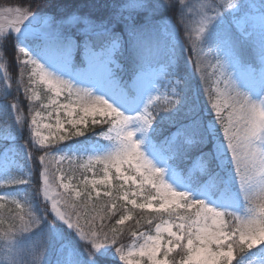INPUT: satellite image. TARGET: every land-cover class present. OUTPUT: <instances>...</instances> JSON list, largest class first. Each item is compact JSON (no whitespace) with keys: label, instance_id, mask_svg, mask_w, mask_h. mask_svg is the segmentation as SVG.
<instances>
[{"label":"snow or ice","instance_id":"1","mask_svg":"<svg viewBox=\"0 0 264 264\" xmlns=\"http://www.w3.org/2000/svg\"><path fill=\"white\" fill-rule=\"evenodd\" d=\"M92 7L104 11L62 12L52 0L0 8V41H14L21 69L7 106L17 115L2 138L11 143L0 149V183L17 189L0 200L18 197L20 212L0 215V264H264V0ZM189 45L201 80H211L205 102L192 87ZM25 125L29 139L17 148ZM27 149L43 152L38 162ZM50 155L103 174L85 175L81 191L74 170L48 166ZM135 210L154 214L150 230H130L134 242L117 246L126 221L140 227Z\"/></svg>","mask_w":264,"mask_h":264},{"label":"trees","instance_id":"2","mask_svg":"<svg viewBox=\"0 0 264 264\" xmlns=\"http://www.w3.org/2000/svg\"><path fill=\"white\" fill-rule=\"evenodd\" d=\"M104 2H105V0H52V4L60 11H62V12L78 11L82 15L88 14V13H92L93 15L102 14V12L104 11L103 9H94L92 7V5L103 4ZM186 2L189 3L191 6H196L200 2V0H186ZM20 3H21V0H0V4L3 6H6V7L16 6ZM25 6H27V4H25ZM11 47H13L12 44H11ZM188 47H189V51H186L184 55H185L186 60L190 59L193 61V63L189 66V71H190L191 76H192V87L194 89L201 90V100H202V102H205L208 100V93H205L202 90L205 88L209 89L211 80H208L206 83L201 80V75L199 72L196 71V68H195V57L190 55V47L191 46L189 45ZM10 49L11 48H9V51H7V53L10 52ZM245 58L248 60H252L254 58L250 49L245 50ZM209 70H210V68L208 69V71ZM11 75L14 76V74H11ZM24 80L26 83L27 82V71L24 72ZM42 94H43V92H42ZM16 98L17 97L14 95H9V97L6 100L11 105L12 103L16 102V100H15ZM19 102L21 105V112L25 116H27L28 115L29 102L21 94H19ZM36 106L38 107V105H36ZM158 107H162V105H159ZM15 115H17V113H15ZM20 134H21V137H23V141H25V143H26L27 138L29 137V131H28V128L26 125L24 126L23 131H21ZM27 150L32 151V155L36 158L37 162H38L39 156L41 154H43V152H41V151L32 150V149H27ZM9 189H11V188H9ZM3 190H4V188H0V191H3ZM34 190H35L34 187H32V189H29V192H33ZM105 199L106 198H104L103 196H101L99 198V200L101 202ZM21 203H23V201ZM118 203H120V202H118ZM0 205H3V207L0 208V215H3L5 217H9L14 213L20 212V209L16 208L13 198L9 197V198H6L5 200H0ZM24 208L26 210L27 205H24ZM128 208H130V207H128ZM90 211H91V208H90ZM120 214H124L123 209H120V212L111 219L110 223L108 224V227H111L115 223V219H118ZM133 215L136 219H139L140 217H144V219L141 220L140 227L139 228L136 227L135 219L132 221H126L125 225L123 226V236L120 238L117 246H120V245L126 246L127 245V243L129 242V240L131 238L130 230L140 232L142 230H148L150 228V226L145 221H146V219L151 218V216L154 214L148 213L146 211L135 210L133 212ZM97 223L99 224V221H97ZM4 251H5V241L0 239V258H3ZM113 251H114V249H113ZM116 264H118V263H116Z\"/></svg>","mask_w":264,"mask_h":264},{"label":"rangeland","instance_id":"3","mask_svg":"<svg viewBox=\"0 0 264 264\" xmlns=\"http://www.w3.org/2000/svg\"><path fill=\"white\" fill-rule=\"evenodd\" d=\"M4 7H6V6H3V5L0 4V8H4ZM11 44H12V41H8V42L0 41V64H4L6 66L7 73H8V76H9V80L7 82L3 81L2 77L4 75V72L2 70H0V100L4 99L5 98V93L6 92H10V91H11L10 93L12 95H14L16 97L18 96V93L16 91V82L20 78L21 69L17 67V64H16V56H15L16 53L13 51V49L11 47ZM9 48H11L10 49V52L7 53V51H9ZM21 59H24V57H21ZM27 70L29 71V69H25L24 72L27 71ZM164 71H166V72L167 71H170V67H165L164 68ZM209 71H211V69ZM11 74H14V76L11 75ZM165 78H167V77H165ZM221 87H223V85H221ZM210 88H211V82H210L209 90H210ZM38 89H41L44 92L43 86H37L36 87L35 91L37 92V94L39 93V90ZM21 90H22V88L20 89V93H21ZM45 101L46 102H44V103H47L48 102L47 99ZM158 102H163L164 103V99H163V89H161V98H160L159 101H157V103ZM43 122L46 123L48 121H43ZM8 133H9V131L7 129L4 130V129L0 128V149L4 148L6 146V144L11 143V141H5V140L2 139L4 136L8 135ZM45 134H47V133L45 132ZM28 139H29V137L27 138V140ZM8 159L9 160H12L13 157L10 155L8 157ZM14 163H15V166H16V171L12 173L13 176H15L14 173H16L18 175V173L23 168V164L21 163V161H20L19 158H16L15 161H14ZM46 163L48 164V166L53 171H55L57 168H62L65 171H68L69 169L74 170L75 177H77V178L72 179L70 182L73 185H76L77 187H79L81 191H83V186L80 184V181L83 180V178H84L85 175H87V177L89 179H92V178H94L93 177V172L96 173L95 178H99V176H101L103 174L102 173V165L95 166V168L93 169V172H84L83 170H81L79 168L78 163L75 164V165H70L67 161H65L63 164H58L57 161L51 155L47 157ZM4 169H5V160H4L3 157H0V176H2L4 174ZM57 174H63V173H57ZM15 177L16 178H19L17 176H15ZM65 182L67 183L69 181L66 180ZM114 183H118V182H115L114 181ZM2 185H5V184L0 183V186H2ZM6 186H9V185H6ZM88 187H89V190H90V185ZM98 187L100 188L101 192L104 191L103 186H98ZM93 197H94V199H96L94 193H93ZM84 199H86V197L80 200V203L81 204L84 203ZM120 203H123V202H120ZM126 206H130L131 207V205H126ZM88 210L90 211V207H89ZM133 242L134 241H132V243ZM117 260H118V258H117Z\"/></svg>","mask_w":264,"mask_h":264}]
</instances>
